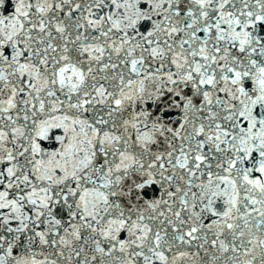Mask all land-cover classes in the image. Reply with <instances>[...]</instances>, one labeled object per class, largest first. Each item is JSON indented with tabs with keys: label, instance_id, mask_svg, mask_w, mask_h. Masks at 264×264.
<instances>
[{
	"label": "snow or ice",
	"instance_id": "1",
	"mask_svg": "<svg viewBox=\"0 0 264 264\" xmlns=\"http://www.w3.org/2000/svg\"><path fill=\"white\" fill-rule=\"evenodd\" d=\"M0 264H264V0H0Z\"/></svg>",
	"mask_w": 264,
	"mask_h": 264
}]
</instances>
